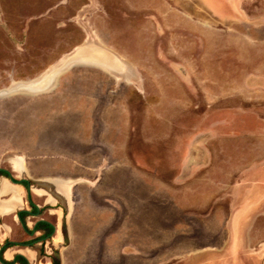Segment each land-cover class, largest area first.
<instances>
[{
  "label": "rangeland",
  "instance_id": "rangeland-1",
  "mask_svg": "<svg viewBox=\"0 0 264 264\" xmlns=\"http://www.w3.org/2000/svg\"><path fill=\"white\" fill-rule=\"evenodd\" d=\"M90 41L126 74L75 64L50 90L0 96V167L72 182L67 248L64 207L10 183L41 209L28 230L59 224L30 247L53 263L139 264L114 250L152 236L148 264H264V0H0V91L33 88ZM15 214H0L11 239H37ZM95 229L105 250L83 256Z\"/></svg>",
  "mask_w": 264,
  "mask_h": 264
},
{
  "label": "crops",
  "instance_id": "crops-1",
  "mask_svg": "<svg viewBox=\"0 0 264 264\" xmlns=\"http://www.w3.org/2000/svg\"><path fill=\"white\" fill-rule=\"evenodd\" d=\"M94 43H93V41L85 43V46H83V47H81V48H79L77 50L75 57L79 58L81 60L90 59L91 58V59H94L95 61H100V62L102 61L103 57H105V58L106 57H114L112 54H110L109 52L105 51L101 46H97ZM66 59L67 58L63 59L61 62L64 64ZM106 59H107V62L115 64L114 59L113 60L111 58H106ZM103 60H104V58H103ZM54 67H56V66H53L52 68H54ZM54 73H55L54 71L50 72L46 76H43V75H45V74H43V75H41L38 78L41 79L42 77L43 78L49 77V78H51V80H49L46 84H50V83L54 84L56 82V80H57L56 75ZM193 156L195 157V155H193ZM23 162L26 163L25 158L23 159ZM0 179H4V178H0ZM53 179L56 180L57 178H48V179H46V185L45 186H40V185H34V186L40 187L39 191L41 193H38V194L39 195L43 194V195L46 196V201H45L46 204H51V205L59 204V205H62L64 207V210L66 211V213L64 212V217L62 218V222H61V226H60L61 229L58 228L59 224L57 223L56 224V232L55 233L58 232V229L61 231L62 237L64 239L63 242L65 243V245L63 247L67 248L70 245L69 241H70V238L72 237V234L70 232V227L68 225V217H69V215H70V213L72 211L73 205H74V200L71 197L72 182L69 181L68 183H65L64 185L59 186L60 183H57V182L53 183ZM59 179H61V178H59ZM20 188L23 189V187H21V186H20ZM18 190H19L18 187H13L12 186L10 191H8L6 193L2 192V193H0V196L8 194L9 197H10L13 191H18ZM33 190L35 191L34 187H33ZM48 190H51L50 192H53V193H48ZM170 200L172 201V203H173L172 205L173 206H180L181 205V203L179 201H176V200L174 201L173 199H170ZM99 201H101V200H99ZM111 202H112V205H113V207L115 209V214L113 216L111 215V218L115 219L116 217H120L121 215L124 216V214H120L118 212V210H119L118 205H119V207L120 206H125L124 205L125 203H122L119 199H116V201L115 200H111ZM132 205L137 206L134 203H132ZM23 208L25 209V211L29 210V209H27L25 207H23ZM1 214H3V213H1ZM92 216L97 218V216H95V215H92ZM84 217L85 216L82 215L81 218H84ZM36 221H38V219ZM35 222H34V224H35ZM96 224H101V223L98 220H96ZM0 226L3 227V229H4L3 232H2V237L0 238V245H2L4 243V240H6V238L8 239V241L16 242L15 240L11 239V237H10V235H12V228L8 224H6L4 222H0ZM97 227H96V229H97ZM96 229L92 232V234H91V232L87 231V232H85V236L84 235L81 236V238L84 241H85V239L87 240L89 238V236H91V240L87 243L88 249H82V250H84L82 252L83 256H84L85 253H95L97 251L96 249L98 248V246L100 247V251L101 252H103L105 250L104 244H105V237L107 236V235H105V230H103L104 232L101 231V232H103V234H101ZM71 231H73V229ZM43 232H44V230L40 229L36 233L42 234ZM127 233H126V235L123 236V238L124 237L125 238L129 237ZM55 237L53 236V238H55ZM120 242H122V244H119L116 247L115 250L113 249L114 253L119 255L118 259L120 257L124 258L125 256H127V259H128V257L131 256V258L134 259L139 264H142L143 263L142 261H144V264H148V263H145V262H147V260H151L152 259V255L154 253V250H153V247H152V236H150V238L147 241H145V242H143V241L131 242L130 238H128V240H125L124 242L123 241H120ZM141 244H144V246H145L144 249L142 247H140ZM66 245H67V247H65ZM146 246H147V248H146ZM16 255L24 256L28 260L29 264H32V263H34V264H54L51 259H48L46 261L41 260L42 259V255H41L40 251H38L37 248L30 247V246H25V245L9 246L2 253L3 259H5L7 261L13 260ZM58 259L60 261V264H64L65 263L64 260L59 257V254H58ZM124 259H125L124 262L127 263L126 258H124ZM149 262H151V261H149ZM0 264H4V263L0 260ZM15 264H20V263H15Z\"/></svg>",
  "mask_w": 264,
  "mask_h": 264
},
{
  "label": "bare ground",
  "instance_id": "bare-ground-1",
  "mask_svg": "<svg viewBox=\"0 0 264 264\" xmlns=\"http://www.w3.org/2000/svg\"><path fill=\"white\" fill-rule=\"evenodd\" d=\"M101 47L105 51L109 52L110 54H112L114 56V57H106V58H111L112 60L114 59L115 64H112V63L107 62V59L105 57H103L104 60L102 58V61L101 62L100 61H95L94 59H91V58L90 59H83V60H81V59L75 57L76 54L73 56V58L71 59V61L72 62L73 61L91 62L92 64L97 65V66H99V67H101V68H103L105 70H108V71L110 70V72L114 71V72H121L122 73V72H124V69L123 68L125 67V65L127 66V68L130 69V66L128 65V63L125 62L122 58L118 57L111 50L105 48L104 46H101ZM123 63H124V66H123ZM59 66H56V67H59ZM54 68L48 70L47 73L45 72L44 73L45 75H43V76H46L50 72H53L54 71ZM124 74H126V73H124ZM56 78H57V75H56ZM49 80H51V78H49V77H45V78L42 77L41 79H39V81H36V82H33V80H32L31 83H30V85H28L27 87H33L34 88L37 85H46V83ZM57 80H58V78H57ZM57 80L52 85V88H54L56 86ZM21 85L23 87V84H21ZM7 89H9V88H7ZM7 89H4V90H7ZM4 95H6V94H4ZM196 156H197V154H196ZM11 163H12L13 167L20 174L26 172V167L24 165L25 162H23V157H21V156H15V157H13L11 159ZM55 182L60 183L59 186L64 185L66 183L63 179H59V178H57L56 180L53 179V183H55ZM45 184H46V180H45ZM11 187H12V185L10 184V182H8L7 179H5V177H4V179H0V193H2V192L6 193V192L10 191ZM34 189H35V191L37 193H41L39 191L40 187L34 186ZM21 194L22 193H21V191L19 189L18 191H13L12 194H11V196L9 198L0 199V213H3V214H11V213L15 212L16 210H18L19 208H22L23 205H24V202L22 200V197H21L22 195Z\"/></svg>",
  "mask_w": 264,
  "mask_h": 264
},
{
  "label": "water",
  "instance_id": "water-1",
  "mask_svg": "<svg viewBox=\"0 0 264 264\" xmlns=\"http://www.w3.org/2000/svg\"><path fill=\"white\" fill-rule=\"evenodd\" d=\"M94 43V42H93ZM95 45L97 46H100V44L98 45V43H94ZM83 46V45H82ZM76 54V50L75 52H73L71 55H69V57H67L66 59V62H64V64L62 63L59 67H55L54 68V74L57 75V78L58 76L64 72L65 70H67L68 68L72 67L73 65L75 64H86V65H94L92 64L91 62H82V61H71V59L73 58V56ZM72 56V57H71ZM70 58V59H69ZM94 66H97V65H94ZM99 67V66H98ZM108 71V70H107ZM110 72V70L108 71ZM111 73L115 74L116 76H122L124 75V73L122 72H114L112 71ZM38 84V83H37ZM52 85L53 84H46V85H37L35 86L34 88H26V87H17L15 89L13 88H9L7 90H1L0 91V96L4 95V94H10V93H13V92H17V91H20V92H27V93H37V92H42V91H45V90H50L52 88ZM26 169H27V166H26V163H24ZM2 170H5L9 173L10 177H7V176H3L5 177L10 183L14 184V185H19L21 187H23V185L21 184L23 181H27L28 179L26 177H20V178H15L13 177V175L6 169V168H3V167H0V171ZM55 178H58V177H55ZM48 179V178H46ZM46 179H42L41 181L40 180H36L37 183H34V184H31L29 183L28 184V188L29 190L33 189L34 185H40V186H45V180ZM62 179V178H61ZM35 180V179H33ZM66 183L69 182V180H66L64 179ZM51 190H48V193H53V192H50ZM9 198V197H8ZM21 210H24V208H19L18 210H16V217L17 219L20 220V211ZM39 214L38 212L36 213V215ZM56 232V227H54V230H53V234ZM27 246H30L29 244H26Z\"/></svg>",
  "mask_w": 264,
  "mask_h": 264
},
{
  "label": "flooded vegetation",
  "instance_id": "flooded-vegetation-1",
  "mask_svg": "<svg viewBox=\"0 0 264 264\" xmlns=\"http://www.w3.org/2000/svg\"><path fill=\"white\" fill-rule=\"evenodd\" d=\"M2 171H4V172H6V175L5 174H1L0 173V178H4L3 176H7V177H10V175H9V173L7 172V171H5V170H2ZM29 183H31V180L30 179H28L27 181H23L21 184L23 185V187H24V189L28 192L29 191V188H28V184ZM3 195H1V197H2ZM28 199H29V202H30V206H31V209L30 210H28L27 212H29V215H36V213L38 212L39 214L41 213V209H40V207H39V205H37L36 203H34L30 198H29V196H28ZM21 211H25V209L24 210H21ZM20 211V212H21ZM1 214V213H0ZM4 215V214H3ZM19 220V219H18ZM20 223L22 224V226H23V228L25 229V231L26 232H28L29 234H34V233H36L38 230H40V229H43L44 230V232L42 233V234H40L39 235V237L37 238V239H34L33 241H30V242H23V243H21V242H12V241H9V242H12V243H14L13 245H15V243H16V245H25V246H27L26 244H29V245H31L32 243H34L35 241H44L45 239H47V238H49V237H51L52 235H53V230H54V227H56V225L51 221V220H49V219H46V218H40V219H38V221H36L35 222V224H34V227L32 228V229H30V230H28V228H27V225H26V223L24 222V220H22V218L20 217ZM40 222H46V223H48L50 226H52V231L50 232V233H48L47 232V227H41V228H36V226L38 225V223H40ZM6 241H8V240H6ZM4 249H6V248H4V243H3V245L0 247V260L4 263V264H6L5 262H4V260L5 259H3V257H2V253H3V251H4ZM17 256V255H16ZM15 256V257H16ZM14 257V258H15ZM3 259V260H2ZM14 260V259H13ZM15 263H17V262H14V264ZM18 263H20V262H18ZM29 263V262H28ZM21 264V263H20Z\"/></svg>",
  "mask_w": 264,
  "mask_h": 264
},
{
  "label": "trees",
  "instance_id": "trees-1",
  "mask_svg": "<svg viewBox=\"0 0 264 264\" xmlns=\"http://www.w3.org/2000/svg\"><path fill=\"white\" fill-rule=\"evenodd\" d=\"M0 173L6 175V172H4V171H0ZM19 215H20V217L22 218V220H24L25 216H26V215H29V212H27V211H21V212L19 213ZM41 227H47V232H48V233H50V232L52 231V229H53L52 226H50V225H49L48 223H46V222H40V223H38V225L36 226V228H41ZM13 244H14V243H12V242L5 241L4 248L7 247V246H11V245H13ZM2 260H3V259H2ZM4 262H5L6 264H14V262H20L21 264H29V263H28V260H27L24 256H22V255H17V256L14 258V260H11V261H6V260H4ZM54 264H60V261H59L58 257H55V258H54Z\"/></svg>",
  "mask_w": 264,
  "mask_h": 264
}]
</instances>
